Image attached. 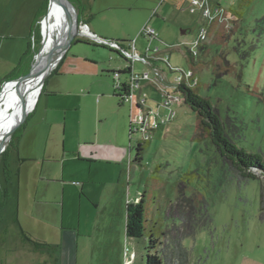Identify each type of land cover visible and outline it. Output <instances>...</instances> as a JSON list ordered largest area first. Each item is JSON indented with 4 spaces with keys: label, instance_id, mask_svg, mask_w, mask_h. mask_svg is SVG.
<instances>
[{
    "label": "rangeland",
    "instance_id": "obj_1",
    "mask_svg": "<svg viewBox=\"0 0 264 264\" xmlns=\"http://www.w3.org/2000/svg\"><path fill=\"white\" fill-rule=\"evenodd\" d=\"M70 1L81 24L99 28L97 35L121 49L135 41L144 55V26L155 28L164 44L152 42L151 50H160L149 64H129L150 73L141 82L140 113L114 95L112 70L126 68L127 61L108 43L77 37L91 43L73 45L69 59L78 53L91 63L89 70L60 64L8 142L5 160L0 156V264H146L148 252L177 228L188 234L190 264H264L261 184L240 180L211 142L197 138L199 117L175 82L177 67L192 70L186 83L242 128L237 145L264 154V0H219L224 13L212 23L192 0ZM48 5L0 0V87L32 68ZM66 108L75 109L69 118L75 114L82 122L87 144L81 160L62 157V143L58 147L66 132L54 121ZM142 193L146 226L161 238L155 249L148 248V234L126 236L127 205Z\"/></svg>",
    "mask_w": 264,
    "mask_h": 264
},
{
    "label": "trees",
    "instance_id": "obj_2",
    "mask_svg": "<svg viewBox=\"0 0 264 264\" xmlns=\"http://www.w3.org/2000/svg\"><path fill=\"white\" fill-rule=\"evenodd\" d=\"M216 3L218 4V2ZM75 41H79V39H76ZM86 42L91 43L89 39ZM93 44L98 45L96 43ZM102 46L105 45L102 44ZM188 57L190 60L195 62L196 56H193L192 52H190V55H188ZM56 71L57 69H55L53 73ZM114 71L115 70H112V73ZM125 71H127L126 68L122 70V72ZM177 90L181 94V96L184 97L186 104H188L199 117V122L197 123V138L199 140L207 139L209 142H211L215 146L216 151L223 158L224 163L228 164L230 169L240 180H259L261 184V208H264V154L252 153L247 151L243 147H239L236 143L235 138L240 136V131L242 128L236 124L233 118H222L219 111L212 105L210 100L200 95L195 88L188 85L185 81H182L178 85ZM124 91L125 89L122 88L121 92H119L114 86V95L119 97L121 104L124 103L122 101V92ZM15 135L13 138H15ZM142 150L143 145L140 144L139 141L137 151L139 152ZM5 156L6 152L3 153L4 160ZM6 167L4 170H7ZM253 168L259 170V174L253 172ZM144 198V193H142L139 201L135 203H128L127 205V217L125 226L126 236L128 238L135 239L142 238L146 234H148V248L155 249L157 244L161 243V238L155 234V230L153 228H149L148 230L146 226V221H148V218L146 217V206ZM192 200L193 198L189 201L190 203L192 202L193 206H195V202ZM206 216V218L212 220L211 214H207ZM190 217L191 216L185 217L184 215H181V217L179 218H184L187 221L192 222L193 220ZM193 231L195 230L193 229ZM21 233L28 241H31L37 246L40 245L39 241L32 239L23 229H21ZM163 235H165V233H163ZM187 237V232H182L177 228V230L171 235L170 240L167 243H161L160 248L148 252L146 264H190L189 251L184 245V239ZM42 245L45 244L43 243Z\"/></svg>",
    "mask_w": 264,
    "mask_h": 264
},
{
    "label": "bare ground",
    "instance_id": "obj_3",
    "mask_svg": "<svg viewBox=\"0 0 264 264\" xmlns=\"http://www.w3.org/2000/svg\"><path fill=\"white\" fill-rule=\"evenodd\" d=\"M60 5H52L47 8L46 13L40 20L41 45L36 53L33 67L43 63L47 53L55 45H60L70 32L72 20ZM88 31L86 27L83 32ZM41 76L32 77L21 86V95L15 81H8L0 91V143L5 139L7 133L13 128L18 119L26 112L30 113L35 105Z\"/></svg>",
    "mask_w": 264,
    "mask_h": 264
},
{
    "label": "built area",
    "instance_id": "obj_4",
    "mask_svg": "<svg viewBox=\"0 0 264 264\" xmlns=\"http://www.w3.org/2000/svg\"><path fill=\"white\" fill-rule=\"evenodd\" d=\"M213 1H215L214 8H213V10L215 11H212V8H211ZM213 1L212 0H192L193 5L201 8L203 13H205L203 15H205L207 19H209V23H212L213 21H215L218 16H222L224 13V9L221 7L219 0H213ZM216 2H218V4ZM83 25L87 26L88 27L87 29L90 30L87 24H83ZM206 32H207V29H205V27H202L201 28L202 38L205 36ZM140 33L141 35L143 34L148 39V45L146 47L144 55H142L138 51L135 41L130 42L128 50L121 49L120 47L112 45V44L110 45L112 47H115V50L116 49L120 50L122 55H124L128 59L127 67H126V69L128 68V71L122 72V70L119 69L113 72L114 86L119 92H121V89L124 88L125 91L122 92V101L124 103L130 102L131 106L134 108L133 111H139L141 113L143 111L144 100H145V98L141 94V89H142L141 82L143 80H147L150 77V73L146 72L144 74H140L136 72L134 69H131V67H129L130 66L129 64H131V61L132 62L141 61L145 64H149V62L156 57V53L160 50V45H158L152 51L151 44L154 40L159 41L160 39H158L159 37H158L157 30L153 27L144 26V28H142V31ZM160 43L164 44L162 42ZM198 44H199L198 41L195 42L194 47L198 48ZM191 51L196 52V49L191 48ZM176 71H179L181 73L177 78H175V82L177 84H180L182 81L188 82L190 78L192 79V74H193L192 70L182 69V68L177 67ZM123 73H126V74L128 73L127 79H124V80L122 79ZM163 101L166 102L165 106H167V103H168L167 99ZM131 127H132V124H131Z\"/></svg>",
    "mask_w": 264,
    "mask_h": 264
},
{
    "label": "water",
    "instance_id": "obj_5",
    "mask_svg": "<svg viewBox=\"0 0 264 264\" xmlns=\"http://www.w3.org/2000/svg\"><path fill=\"white\" fill-rule=\"evenodd\" d=\"M52 5L62 6L64 8L63 10H65V12L69 16L70 20H72L71 29H70V32L68 33V35L66 36V39L60 45H55L52 49H50V51L47 53V55L43 59V61H42L43 63H41L38 66V68H34L32 65V68L26 74L20 75L16 79L8 80V81H15L16 82V86L19 90V94L21 95L22 84H24L27 80H29L32 77H36L38 75L41 76L40 83H39V89H38L39 93H38L35 105L31 108L30 112H32L33 109L36 107V104L40 98L42 90H44L43 87L46 83L48 76H50L52 74V72L55 69H57V67L60 65V63L64 59L67 51L72 46L74 40L78 36H88L89 38H92L99 43H104V44L108 43V44H112V45L120 47L119 43L116 42V40L115 41H109L107 39H104V38L98 36L96 33H94L91 30H88L89 32L84 33L83 28L84 27L88 28V27L81 24V21L79 20V15H78L76 9L74 8V6L70 0H49L48 7H50ZM185 32H186V30L183 28L182 34H185ZM116 51H117V53H119L121 55V57H123L128 62V59L124 55H122L120 50L116 49ZM8 81H5L1 85L0 91L2 90L4 84L7 83ZM28 114H29V112L28 113L26 112L25 114L22 115L21 118L18 119L16 125L9 130L5 139L0 143V156H1V154H3V151L6 149L8 142L13 138L17 129L27 119ZM255 169L256 168H253V170H255Z\"/></svg>",
    "mask_w": 264,
    "mask_h": 264
},
{
    "label": "crops",
    "instance_id": "obj_6",
    "mask_svg": "<svg viewBox=\"0 0 264 264\" xmlns=\"http://www.w3.org/2000/svg\"><path fill=\"white\" fill-rule=\"evenodd\" d=\"M88 6H89V3H88ZM84 9H85V7H84ZM82 16L85 18V21L89 22V18H90L89 15L85 16V14L83 13ZM89 28H90V25H89ZM90 30H91V28H90ZM93 32L98 33V32H100V29L94 28ZM76 39H78V38H76ZM75 40H74L72 46L67 51L68 54L66 53L64 60L60 64L61 65H62V63L66 64L65 70L72 69L73 67H71V65H73V64L82 65L84 69L89 70L88 69L89 64H91V63L88 62L87 58L85 59L84 57L80 56L78 53L72 54V58L69 59V53H70V50L72 49L73 45L77 44V46H78L79 43H83V44L88 43V42H86L87 40L83 39V38H79V41H75ZM159 42L164 43V41H162V40H159ZM67 59H68V62L66 63ZM148 85H149V83H147V86ZM141 94H143V88L141 89ZM65 110L66 111L64 113V117L61 118V121H60V119L57 121H54L55 125H58L59 127H62V126L65 127V132H66V136L63 137V135H62L61 139L58 141L59 142L58 147L62 143V145H61L62 157L66 156L67 154H71L73 156L72 157L73 160H81V158L83 157L82 147H84V145L87 144L85 142L86 139L83 137L82 122L80 121V125H79V123L77 124V120L75 119V116H74L75 114L73 116H71V118H69V113H71V114H73V112L75 113V109L66 108ZM75 120H76V122H75ZM77 125H79V126H77ZM69 132L72 133L71 140H68Z\"/></svg>",
    "mask_w": 264,
    "mask_h": 264
},
{
    "label": "flooded vegetation",
    "instance_id": "obj_7",
    "mask_svg": "<svg viewBox=\"0 0 264 264\" xmlns=\"http://www.w3.org/2000/svg\"><path fill=\"white\" fill-rule=\"evenodd\" d=\"M123 70V69H122Z\"/></svg>",
    "mask_w": 264,
    "mask_h": 264
}]
</instances>
